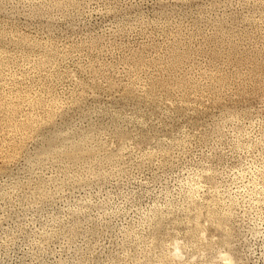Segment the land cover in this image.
<instances>
[{
	"label": "rangeland",
	"instance_id": "obj_1",
	"mask_svg": "<svg viewBox=\"0 0 264 264\" xmlns=\"http://www.w3.org/2000/svg\"><path fill=\"white\" fill-rule=\"evenodd\" d=\"M0 264H264V0H0Z\"/></svg>",
	"mask_w": 264,
	"mask_h": 264
},
{
	"label": "bare ground",
	"instance_id": "obj_2",
	"mask_svg": "<svg viewBox=\"0 0 264 264\" xmlns=\"http://www.w3.org/2000/svg\"><path fill=\"white\" fill-rule=\"evenodd\" d=\"M208 192V191H207Z\"/></svg>",
	"mask_w": 264,
	"mask_h": 264
}]
</instances>
